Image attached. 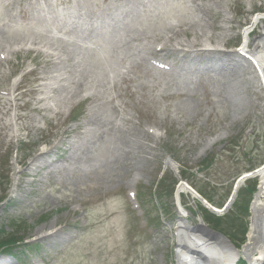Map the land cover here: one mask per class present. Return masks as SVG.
<instances>
[{
    "label": "rangeland",
    "instance_id": "obj_1",
    "mask_svg": "<svg viewBox=\"0 0 264 264\" xmlns=\"http://www.w3.org/2000/svg\"><path fill=\"white\" fill-rule=\"evenodd\" d=\"M49 1L53 2L0 0V235L12 233L29 243L0 252V264L6 260L14 264H176L179 206L190 224L200 219L212 228L203 219H216L240 249L248 239L259 175L246 178L237 187L222 213L206 207L190 192L177 196L176 189L181 182L187 183L195 194L222 209L236 178L264 163V78L254 59L245 54L251 76L245 72L242 77L248 83L227 77L228 66L213 71L207 68L202 75L190 65L201 61L208 67L219 66L236 57L229 55L240 48L243 29L264 13V0H204L211 5L213 21L206 15L209 24L203 27V38L207 32L220 35L221 41L210 42L218 49L204 51L196 59L190 56L193 48L186 55L178 49H158L161 44L156 42L157 47L138 66L126 68L125 60L116 64L126 70L127 89L120 80L122 102L117 104L113 98L105 106L97 104L101 96H90L87 79L104 78L113 65L112 55L119 51L118 45L103 39L107 24L112 25V33L127 25L136 37L143 33L162 37L171 24H177L186 29L178 38L191 39L193 28L199 25L188 19L198 12L190 7V0H154L145 8H141L142 0H125L128 7L117 5L109 10L122 12L118 20L108 17L105 7L109 0H57L53 5ZM73 2L76 5H72V17L67 10L68 17L82 21L83 27L92 26L89 36L79 29L59 30L41 10L29 15L35 4L60 11ZM123 16L133 20L125 22ZM263 26L262 18L251 26V41L260 36ZM65 40L83 43V51L68 52L63 64L78 56L84 71L63 68V74L70 77L61 81L69 86L80 79L73 87L80 93L65 107L45 109V101L36 99L42 86L54 81L49 71L56 67L52 56L38 44L48 41L63 51L70 45ZM29 41L35 48L26 45ZM152 61L178 73L190 70L197 77L192 82L186 78L181 85L151 88L156 67ZM219 70L227 71L216 73ZM206 73L222 80L221 86L213 82L220 86L218 92ZM229 79L231 88L223 82ZM113 90L103 89L102 96ZM112 103L117 105L114 109ZM121 112L130 117L124 126L130 125L131 133L118 132V138L106 132L105 138L89 146L84 141L94 137L96 129H88L87 139L79 141L84 157L75 158L70 166L71 142L79 138L84 123L95 126L92 122L98 119L97 113L99 118L103 114L104 121L118 120ZM126 143L133 153L123 150ZM121 150L123 155L116 156ZM49 160L53 161L50 165ZM251 187L253 196L243 211L239 192Z\"/></svg>",
    "mask_w": 264,
    "mask_h": 264
},
{
    "label": "bare ground",
    "instance_id": "obj_2",
    "mask_svg": "<svg viewBox=\"0 0 264 264\" xmlns=\"http://www.w3.org/2000/svg\"><path fill=\"white\" fill-rule=\"evenodd\" d=\"M9 2H13L15 0H8ZM57 0H53V2L56 3ZM143 4H141V8H145L146 6L152 4V1L154 0H142ZM51 5H53V2L49 1ZM204 0H190V7L194 8L198 14L197 16L190 17L188 20L189 22H198V27L193 28V36L191 39L187 38H178L179 33H185V28H179L177 27V24H171L169 26L168 31H165V34L161 35L162 37H159L155 34L153 35H147L145 33L137 35V37L134 34H131L129 30L126 28V26H118L115 33L113 32V27L110 23L107 24L108 32H105L103 35V39L106 42H112L116 45H118L117 49L120 51H116L112 57L111 60L113 62V65L108 67L107 72L104 75V78L98 77H89L87 79V82H90L91 86L89 88L91 89L90 96L96 95L101 96L97 100L98 105H106V103L111 102L113 98H116L117 104L121 103V85L120 80L124 82V89H127L125 86L126 82L129 80V77L126 75V70L120 69L116 66L117 63H121L123 60L126 61L125 67H133L138 66V64L141 62V59L148 57L147 53H150L153 51L154 47L157 45L156 42H159L161 45H157L158 49H178L181 51H185L186 55L188 52H190V48H193V51L191 52L192 55L191 58H198V56H202L204 54V51L210 52L213 51V49L217 50V47L212 48L210 45V42L213 39H216L217 41H221L222 38H218L220 35L215 34V36L211 33L207 32L206 38H203L204 33V26L209 24L208 18L211 19V16L209 15L211 5L210 3H204ZM108 6H106V10L108 13V17H111L112 19L117 18L118 20L122 17V12H118L119 9L115 11H109L110 8H114L117 5H122L125 7H128V4L125 2V0H109ZM219 3V2H218ZM76 5V2H73L72 4L68 5V7L63 8V10L60 11H54L49 8H43L40 4H35L34 8L30 9L29 15H35V11L41 10L43 16H49L52 18H49L53 21L54 24H56L58 29L65 28L68 32L76 31L77 29L81 30L82 34L88 35L92 33L93 27L92 26H81L83 23L82 21L78 20L74 21V19L70 20L69 15L71 16V8ZM37 6V7H36ZM98 12L99 14L102 13V10ZM36 9V10H35ZM35 10V11H34ZM67 10L69 12V15L67 13ZM88 11V10H87ZM77 13V12H76ZM85 13V12H84ZM112 15H115L114 17ZM208 18H206L207 16ZM75 16V15H74ZM72 17V16H71ZM260 18L264 19V13L256 15L251 22V25L249 27H245L242 31L243 33V41L241 43L240 48L232 55L229 56H236L228 58V62H223V64H220L219 66H211L208 67L205 65V63H201V61L198 64H190L194 69H198V73H203L207 68H210L211 70L214 67H222L225 69L227 66L229 67V70L226 74H228L227 77H230L233 81L243 80L244 82L248 83V78L242 77V73H249L247 72V68L249 67L248 63L245 62V54L249 57H252L254 61L256 62V65L258 69H260L262 76L264 78V26L262 28V32L260 36L256 37L253 41L250 40L249 34L251 32V26L256 24ZM123 20L125 22L129 20H133L130 16L127 18L123 16ZM225 21V18L222 17L220 20L221 24L220 27L223 29L225 28L223 22ZM72 22V24H71ZM73 22H76L73 24ZM213 24V22H211ZM64 26V27H62ZM212 27V26H211ZM54 31V30H53ZM57 33V31H54ZM206 35V34H205ZM79 37L82 39L83 37L79 35ZM87 37H84V39ZM160 40V41H159ZM251 43V44H250ZM33 42L29 41L26 45H32ZM65 44H70L68 49L65 50H59L57 47L54 46L53 43H50L48 41H45L44 43L38 44V46L44 48L48 55H51V61L52 65H55V69L52 68L50 70V78L54 81L46 83L41 88V96L38 97L36 100L41 101L44 100L45 102L42 104V107L45 109L53 108L57 110V107H65L71 100L77 96L80 92L78 90L73 89V87H76L78 83H80V79L73 81L74 85L65 84L64 82H61L62 80L70 77L68 75L63 74V68H73V73L75 71H84V68L82 66V63H80L79 57L74 56L73 60L67 63V65H64L63 62L67 58L68 52H74L77 50V48L80 51H83V43H78L75 40H65ZM25 46V44H22V46ZM127 45L128 49H124L123 46ZM156 46V47H157ZM199 46V48H198ZM34 47V46H33ZM35 48V47H34ZM88 48V47H87ZM12 49V47H6V50L9 52ZM125 51V52H124ZM153 62V61H152ZM155 63V62H153ZM155 68L153 69L152 76L153 81L150 84L151 88L154 86H160V87H166V86H172L174 84H180L187 78V81L192 82V77H197L196 74L190 75V70L183 69L181 73L175 72L174 69H169L167 66L162 64L155 63ZM194 66V67H193ZM217 68L212 69L211 71L215 70ZM227 70H219L216 73H221V71L226 72ZM177 73V74H176ZM200 74V75H201ZM205 74V73H203ZM202 74V75H203ZM199 75V76H200ZM241 75V76H240ZM166 76V77H165ZM206 76L209 77L210 82H219L218 84L221 86L222 80H219L215 76V74L206 73ZM251 76V75H250ZM241 78V79H238ZM106 80V82H102L103 80ZM223 81L226 86L233 87V81ZM250 79V78H249ZM195 81L197 80L194 79ZM85 82L86 84H89ZM85 83H82L85 85ZM109 83V85L107 84ZM95 84L99 87H94ZM119 84V85H118ZM211 84V85H212ZM181 85V84H180ZM235 85V82H234ZM88 86V85H87ZM219 86V87H220ZM114 87L115 90H113V93H106V95L102 96L103 89L105 91H108ZM215 83L212 85V88L215 92L219 91V88ZM73 89V90H72ZM54 91H58L59 93L54 94ZM100 91V93H99ZM236 92H238L236 90ZM68 102V103H67ZM67 103V104H66ZM66 104V105H64ZM116 104L112 103V109H114ZM117 106V105H116ZM62 110V109H61ZM95 110V109H94ZM96 111V110H95ZM95 114H92L94 116ZM98 119L93 120L92 124L95 126H90V124L84 123V129L82 130L81 135H79V138L77 140H73L71 142L70 146V153L67 157V159L72 163L75 158H80L81 156L84 157L82 151V148H80V140L87 139V130L88 129H96L93 135L87 139L86 144L89 146L96 145V142L100 140L101 138H105L103 135L108 132L114 133L110 134L115 137L121 138L120 132L123 131H130L131 133V127L130 125H125L124 121L125 119H129L130 117L126 115L125 112H121V116L118 118V120H114L112 118H109L107 121H104L103 114L101 115L102 118H99L98 113L96 114ZM129 122V121H128ZM128 124V123H126ZM130 127V128H129ZM156 132V130L154 129ZM119 132V133H118ZM127 135H125L126 137ZM215 139H211L209 142H214ZM91 143V144H90ZM130 145L128 143L125 144V147H123V150H125L126 153H133L130 148ZM131 148H134L131 145ZM121 150L119 154H116V156H122L124 151ZM53 161L49 160L47 162L48 165H50ZM170 165L174 166V163L171 161H167ZM74 162L70 165L72 166ZM254 175H259V184L258 189L255 193L252 206H251V223H250V230L248 233V239L245 241L243 246L238 249L234 248L231 244H229L223 237L220 235H217L206 228L205 225L201 223L200 220H198L195 224H190L188 220L186 219V211L182 209L179 206V216L177 218V221L175 223V235H176V264H234L236 260L241 256L245 258L248 261V264H264V165L262 168H259ZM244 181V180H243ZM243 181L238 182V188L243 183ZM187 183H180L177 186L176 189V195L179 196L181 192H190L191 195L195 198H197V195L192 191L189 187L186 185ZM4 264H14L10 263L9 260H6Z\"/></svg>",
    "mask_w": 264,
    "mask_h": 264
},
{
    "label": "trees",
    "instance_id": "obj_3",
    "mask_svg": "<svg viewBox=\"0 0 264 264\" xmlns=\"http://www.w3.org/2000/svg\"><path fill=\"white\" fill-rule=\"evenodd\" d=\"M253 189L251 188H247V189H241L239 192V200L243 201L240 198H244L243 203L240 201L239 205L243 208V211H245L246 206H248L251 195H252ZM238 206V205H237ZM206 221L211 224L214 228L219 229L220 231H222L219 227H218V221L214 218L210 219L209 216L206 217ZM246 222V221H243ZM243 226V224L241 225ZM223 232V231H222ZM27 245L29 243L24 242V240H22V237H13L12 233L9 236H1L0 235V252H9L12 251L13 248H15L16 245ZM238 264H246L244 260H240L238 262Z\"/></svg>",
    "mask_w": 264,
    "mask_h": 264
},
{
    "label": "water",
    "instance_id": "obj_4",
    "mask_svg": "<svg viewBox=\"0 0 264 264\" xmlns=\"http://www.w3.org/2000/svg\"><path fill=\"white\" fill-rule=\"evenodd\" d=\"M199 196V195H198ZM200 197V199H202L203 201H205L203 198H201V196H199ZM229 203V202H228ZM228 203H226V205L224 206V208L225 207H227V205H228ZM208 206L213 210V211H217L214 207H212V206H210L209 204H208ZM203 225H205L204 223H203ZM206 226V225H205ZM206 228L207 229H209L210 231H212L213 233H215V234H217V235H220L221 237H223L229 244H231L233 247H234V245L230 242V240L223 234V233H221L220 231H218V230H216V229H213V228H210V227H207L206 226ZM235 248V247H234Z\"/></svg>",
    "mask_w": 264,
    "mask_h": 264
}]
</instances>
